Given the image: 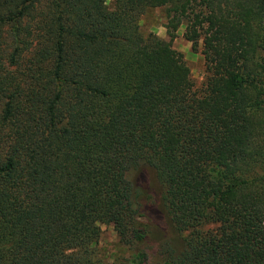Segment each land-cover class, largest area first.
I'll return each instance as SVG.
<instances>
[{"label": "trees", "instance_id": "16d2710c", "mask_svg": "<svg viewBox=\"0 0 264 264\" xmlns=\"http://www.w3.org/2000/svg\"><path fill=\"white\" fill-rule=\"evenodd\" d=\"M0 264H264V0H0Z\"/></svg>", "mask_w": 264, "mask_h": 264}, {"label": "rangeland", "instance_id": "374dc122", "mask_svg": "<svg viewBox=\"0 0 264 264\" xmlns=\"http://www.w3.org/2000/svg\"><path fill=\"white\" fill-rule=\"evenodd\" d=\"M109 5L111 0H106ZM165 19L163 11L155 8L145 12L139 21L140 31L143 34L153 32L161 38L168 39L166 29L163 27ZM184 28L180 27L177 31L176 38L172 42L173 48L178 51L190 69L191 79L194 88L200 89L205 81L204 60L200 52H193L191 43L183 37ZM100 248L104 253H114L116 251L117 237L111 226H101Z\"/></svg>", "mask_w": 264, "mask_h": 264}]
</instances>
